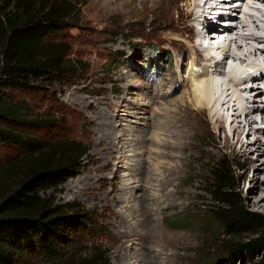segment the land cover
Wrapping results in <instances>:
<instances>
[{
  "label": "rangeland",
  "instance_id": "374dc122",
  "mask_svg": "<svg viewBox=\"0 0 264 264\" xmlns=\"http://www.w3.org/2000/svg\"><path fill=\"white\" fill-rule=\"evenodd\" d=\"M77 2L79 17L70 23L69 34L63 39L69 42L71 49L68 58L82 63L76 77L60 85L38 86L29 95L11 94L13 101L25 115L24 119H28L23 120L25 123L32 122L29 119L38 116L44 119L45 115H56L57 112L59 115L53 116L58 121L55 125L61 127L60 124H63V129L72 139L83 143L89 149L76 175L47 194L56 205H79L93 213L100 233L96 238L89 239L88 243L102 247L111 264H206L196 255L200 253L201 244L208 242L210 237H205L202 229L195 223L186 224L189 229L172 223L180 215L190 210H198L200 206L209 203L210 196L206 190L210 169L214 163L227 159L238 164L240 169L236 173V183L243 205L252 212L264 214V198L258 206L252 204L260 196H264V187L258 194L250 193L253 171H246V159L239 144L233 149L226 146V137L229 138V144L235 143L229 127L225 130L218 128L211 124L206 114L196 118V128L186 135L185 141L189 145L187 154H182L180 150L176 153L177 157L185 159L179 165V173L172 177L169 187L171 192L176 190L177 195L172 194L168 198L160 195L158 197L159 178H156V170L160 171L166 162L169 164L166 168L174 165V162L168 161L169 158L159 157L160 143L164 137L156 134V146H151L150 143L146 145L147 148L128 147L130 141L137 140L142 133H145L143 135L147 139H152L158 133L155 131L152 135L153 130L145 129L144 124L148 123L149 118L161 117L164 112L173 115V109L177 105L174 101L166 107L156 103L153 105L152 96L144 94L141 88L158 86L161 78L170 79L175 74L177 64L186 63L174 54L169 44L172 42L167 39L173 37L184 25H190V22L185 21L184 12L176 11L167 1L158 5V0ZM246 4L247 1L244 0L241 12L237 13L238 18L242 17V11H252V8L258 6L253 1L249 4L252 8H247ZM179 7L183 9L184 3L180 2ZM198 15L202 16L199 13ZM229 23L219 25L226 29L229 28ZM225 34L210 30L203 36L209 39V43H213L220 35ZM175 40L176 37L173 42ZM262 61L264 60L261 58L260 64ZM185 70L184 68V73L182 71L180 74L184 75ZM228 72L224 71L220 84H224ZM109 125L116 131V136L126 134L129 126H138L134 136L114 140L116 151L111 154V158L107 157L104 147ZM20 127L35 135H41L45 130L36 124ZM181 141L182 139L177 138L170 140L176 147ZM119 161L131 168H123L120 173H116L117 168L121 169ZM106 162L108 165L105 167ZM135 168L153 170L150 174H154L155 182L153 181L154 186L148 194H154L159 199L157 210L153 213V219L159 226L157 239L153 233L142 238L126 237L132 230L131 225L135 221H141L144 213L141 203L137 207L133 202L122 204L120 201L124 196H131L133 200L135 194L139 195L132 189L122 190L132 183L130 178L139 174ZM133 212L134 216L129 217ZM121 217L125 218L126 225ZM142 230L145 232L144 228H140L141 233H144ZM82 239L88 240L83 236ZM142 251L148 256H141Z\"/></svg>",
  "mask_w": 264,
  "mask_h": 264
},
{
  "label": "trees",
  "instance_id": "16d2710c",
  "mask_svg": "<svg viewBox=\"0 0 264 264\" xmlns=\"http://www.w3.org/2000/svg\"><path fill=\"white\" fill-rule=\"evenodd\" d=\"M79 11L77 0H0V264H111L102 247L88 243L100 233L93 213L56 205L47 194L76 175L88 147L55 125L57 112L25 123L11 96L76 77L82 63L68 58L64 40ZM25 124L44 133L26 132ZM239 169L227 159L214 163L209 203L172 223H195L210 237L196 255L206 264H264V214L243 205Z\"/></svg>",
  "mask_w": 264,
  "mask_h": 264
},
{
  "label": "bare ground",
  "instance_id": "6f19581e",
  "mask_svg": "<svg viewBox=\"0 0 264 264\" xmlns=\"http://www.w3.org/2000/svg\"><path fill=\"white\" fill-rule=\"evenodd\" d=\"M163 1L169 2L176 11L184 12L186 15L185 21L190 22V25H184L173 37L167 39V41L172 42L169 44L174 50V54L180 60H185L186 63L177 64L175 74L170 79L161 78L158 86H147L141 89L144 94L148 93L152 96L154 99L153 105L156 103L161 107H166L173 101L177 105L173 109L172 116L168 112H164L160 115L161 117H151V119H148V123L144 124L145 129L153 130L152 135L155 131H158L154 134V137L152 136V139H147L143 135L145 133H142L137 140H131L128 147L133 149L134 147L147 148L146 145L150 143L151 146H154L158 143L154 140L157 137L156 134L162 135L164 138L160 143L161 156L159 157L169 158L168 161L171 160L174 165L166 168L169 165L166 162L165 166L163 165L160 168V171L156 170L158 172L156 178H159L157 180L158 197L160 195V197L168 198L172 194L177 195L176 190L171 192L169 187L171 186L172 177L179 173V165L183 164L185 159L177 157L176 153L180 150L182 154H187L189 145L185 141L186 135L196 128V118L206 114L211 124L218 128L225 130L227 126L229 127V132L235 137V143L229 144V138L226 137V146L233 149L236 144H239L246 159V171H253L249 191L253 195L262 192L264 187V129L260 128L259 125L264 126V90L260 86L264 84V76H250L249 74L250 71L264 70V61H262L263 65L260 64L261 58L264 60V0H246L247 8H252L249 5L251 1L255 3L254 5L258 4V6L256 8L253 6L252 11H242L243 15L240 18H238L237 13H240L242 9L231 10L225 17L227 21L223 22L234 24L231 28L226 29L222 25H212L206 17L207 13H204L201 16L202 18L198 15V8L203 7L206 11L208 7L206 6L208 2L204 0H158L156 4L158 5ZM180 2L184 3L183 9L179 7ZM234 2L236 3V0L231 4H234ZM200 25L205 30L204 32L201 31ZM210 30L231 34V37L229 38L225 34L227 37L218 43H200V37H204L203 33L206 34ZM175 37L176 40L173 42ZM251 58L257 60H251ZM231 60V68L222 85L220 84V78L224 76L225 62ZM184 68L186 69L185 74H180ZM247 93H250L251 96ZM174 95L176 97L171 98ZM137 131L138 126H129L126 134L116 136V131L113 130L112 125H109L107 138L104 142L107 157L111 158V154L116 151L114 148L116 138L124 136L130 138ZM176 138L177 140L182 139L178 147L170 142L171 139ZM250 155L253 157L250 158ZM119 163L121 169L117 168L116 173H120L123 168H131L126 164V166L123 165V161H119ZM107 165L108 162H106L105 167ZM135 170L139 171V174L130 178L133 180L130 183L131 185L128 184L122 190L132 189L137 191L139 195L135 194L133 200L131 196H124L120 201L122 204H128L130 201L136 206L141 203L144 213L141 221H135L131 225L132 230L126 234V237L142 238L148 237V233H153L154 238L157 239L159 234L156 232H158L159 226L153 219V213L157 210L159 199L154 197V194H148L154 186V174L153 176L150 174V171L153 170H150V168H135ZM263 198L264 196H260L252 204L258 206ZM134 214L135 212L130 213L131 216L129 217L134 216ZM121 218L124 225H126L125 218ZM140 228H144L145 232L142 230L144 233H141ZM143 249L146 252L145 248ZM144 252L141 253L143 257L147 255Z\"/></svg>",
  "mask_w": 264,
  "mask_h": 264
}]
</instances>
